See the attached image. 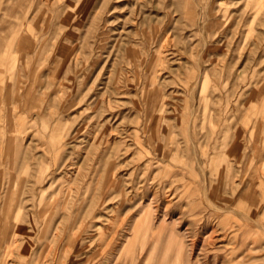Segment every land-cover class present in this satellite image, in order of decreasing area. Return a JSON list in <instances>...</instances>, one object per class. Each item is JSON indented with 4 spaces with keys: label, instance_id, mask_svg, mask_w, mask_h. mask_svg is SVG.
I'll return each mask as SVG.
<instances>
[{
    "label": "rangeland",
    "instance_id": "obj_1",
    "mask_svg": "<svg viewBox=\"0 0 264 264\" xmlns=\"http://www.w3.org/2000/svg\"><path fill=\"white\" fill-rule=\"evenodd\" d=\"M0 264H264V0H0Z\"/></svg>",
    "mask_w": 264,
    "mask_h": 264
},
{
    "label": "bare ground",
    "instance_id": "obj_2",
    "mask_svg": "<svg viewBox=\"0 0 264 264\" xmlns=\"http://www.w3.org/2000/svg\"><path fill=\"white\" fill-rule=\"evenodd\" d=\"M214 205V204H213ZM212 207H214V206H212ZM216 207V206H215ZM224 209V208H223ZM227 209V208H226ZM225 210V209H224ZM227 210H229V209H227ZM255 220V219H254ZM256 223V222H255ZM260 224V223H259Z\"/></svg>",
    "mask_w": 264,
    "mask_h": 264
}]
</instances>
